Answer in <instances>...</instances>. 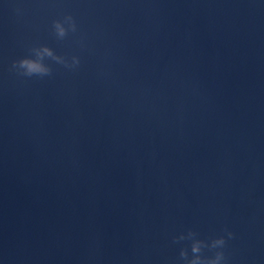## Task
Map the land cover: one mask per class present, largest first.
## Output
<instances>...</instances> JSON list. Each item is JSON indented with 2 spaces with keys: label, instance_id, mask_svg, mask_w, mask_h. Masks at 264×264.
<instances>
[{
  "label": "water",
  "instance_id": "1",
  "mask_svg": "<svg viewBox=\"0 0 264 264\" xmlns=\"http://www.w3.org/2000/svg\"><path fill=\"white\" fill-rule=\"evenodd\" d=\"M45 46L79 65L12 67ZM193 239L264 264V0H0V264H187Z\"/></svg>",
  "mask_w": 264,
  "mask_h": 264
},
{
  "label": "clouds",
  "instance_id": "2",
  "mask_svg": "<svg viewBox=\"0 0 264 264\" xmlns=\"http://www.w3.org/2000/svg\"><path fill=\"white\" fill-rule=\"evenodd\" d=\"M65 24L68 25L67 28L65 27ZM52 27L54 29L56 36L60 39L64 38L68 34L69 30L73 32L76 31V23L73 17L70 15L66 16L63 22L60 20H54L52 23ZM32 52L34 53V55L25 56L19 60L13 61L12 64V67L14 69H17L20 72V74L25 77L36 76L42 78L51 75L52 69L50 66L44 63L45 57L51 58L53 61L57 63H63L67 67H75L78 66L80 63L77 57H73L72 64L71 65L66 64L63 57L56 55L54 51L47 46L44 47V52L46 53V56L39 55L36 49H32ZM195 235H196L195 233L189 232L188 238H193ZM232 235L233 234L231 232L228 233L229 238H231ZM179 239H185V237L180 236ZM225 243H226L225 239L223 237H219L211 242V247L212 248L223 247ZM207 246L208 245H206L204 241L193 239V242L191 244V252L193 253L192 259L190 260L187 259L188 253L185 250H181L180 256L186 260L187 264H220V261L224 259L223 252H217L215 257L212 259L202 258V256L200 255L202 249Z\"/></svg>",
  "mask_w": 264,
  "mask_h": 264
}]
</instances>
